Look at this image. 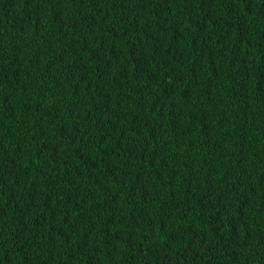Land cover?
<instances>
[{"label": "trees", "instance_id": "1", "mask_svg": "<svg viewBox=\"0 0 264 264\" xmlns=\"http://www.w3.org/2000/svg\"><path fill=\"white\" fill-rule=\"evenodd\" d=\"M0 264H264V0H0Z\"/></svg>", "mask_w": 264, "mask_h": 264}]
</instances>
